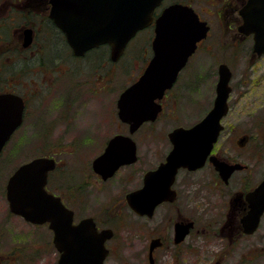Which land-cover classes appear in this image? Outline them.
<instances>
[{
    "label": "flooded vegetation",
    "instance_id": "obj_1",
    "mask_svg": "<svg viewBox=\"0 0 264 264\" xmlns=\"http://www.w3.org/2000/svg\"><path fill=\"white\" fill-rule=\"evenodd\" d=\"M248 1L162 0L153 11V20L149 23L152 25L141 30L129 42L124 53L126 54L128 47L137 36L150 32L148 47L150 50L146 51L145 65L137 74V78L135 77L129 83L128 86H130L144 73L153 57L155 24L167 7L174 3H181L192 8L199 20L210 26L207 37L197 43L195 52L179 71L173 86L165 91L161 99H158L162 110L157 118L144 122L140 129L147 123H155L161 117L168 103H172L170 94L185 79L209 74L208 57L211 45L232 47L229 50L232 60L220 62L216 70L217 80L212 106L199 120L201 121L214 107L217 84L220 80L219 67L221 64H226L232 72L227 112L221 119L222 128L218 138L201 167L197 169L180 167L175 175L169 170H160L154 176L150 175L167 162V157L173 148V142L169 136L173 129L168 132L167 140L164 137L161 138L165 148L156 151L151 159L150 154L140 153L138 140L133 136L139 129L131 133L130 125L119 117L117 125L121 129L108 135L104 134L105 136L102 137L98 135L97 138H101L100 142L104 139L100 150L93 152L85 162L82 164L80 162V165L76 166L83 167L81 172L84 173L81 177H78L79 175L75 177L76 179L78 177V182L75 181L73 186L67 188L64 184L54 185L51 175L55 171L62 170L60 168L64 165L56 156L49 155L56 159V166L48 174L47 190L59 196L63 203L74 212L75 223H79L86 217L93 218L97 231L104 233L103 236H105L102 241V252L105 253L104 264H256L259 254L264 256V237L258 239V236L264 232V208L259 214L255 228L247 222L254 202L249 195L264 181V176L257 180L252 158L256 156L255 163L257 161L264 163V150L250 149L237 153L236 150H225L221 147L235 131V127L227 126L225 118L231 109L237 108L249 91H239V94L235 96L238 87L252 85L255 82L259 84V87L264 85V70L251 68L238 78L235 77L230 62H238L245 55L246 50L252 63L264 57V53L259 55L255 51V32L247 34L241 29L245 23L241 11ZM64 2L65 0H61V7L65 6ZM52 6L51 0H0V95H17L24 102L22 120L0 151V193L4 187L8 203V219L14 216L23 218L10 210L7 185L16 169L27 162H22L13 169L16 154L22 146L16 149L17 136L21 134L23 146H28L30 109L38 104L35 99H39L40 105L46 98L53 97L51 100L53 103L62 100L64 107L75 108L77 94L72 97L71 92H77V88L81 87L82 83L89 86L82 79L85 76L82 64L90 68L87 70L90 75L93 70H96V57H100L105 47L110 52L108 58L112 59L109 44L91 48L83 55L76 54L68 41L66 32L50 16ZM67 15L71 17L72 12ZM211 24H224L222 32L225 33V39L220 43L215 37H211L213 29ZM245 45H247L246 48ZM50 47L54 49L53 53H48ZM257 72H263V74L255 75ZM67 76L69 77L63 78ZM52 81L55 84L51 93L48 84ZM128 86H125L121 93ZM57 87L62 90L61 97L55 96L56 93L53 95ZM258 102L259 104L255 105L256 109L263 107V110L260 113L252 112L249 117L253 118V125L255 123L264 125V96L260 97ZM99 124L102 126L101 122H91L88 127L82 125V129L85 130L82 136L87 141L85 144H92V140L95 139L91 136L87 137V133L91 134L87 129L92 125V129L96 130ZM3 125L4 123L0 124V130L6 128ZM227 127L229 135L226 134ZM262 130L264 131V127ZM93 134L98 133L94 131ZM117 135L132 137L137 147L136 160L121 164L108 175H104L101 170L107 172L105 169L111 164L112 159L106 158L96 166L94 163ZM241 139L249 141L250 134L244 133ZM81 151L79 147L77 152ZM217 163L223 164L225 171L231 166L236 168L229 170L228 172L231 171V173L227 176L225 171L221 172ZM136 193H139L137 202L144 205L150 204L153 199L159 200L152 212H138L131 206ZM25 221L35 226L48 227L51 239L48 240L47 245L56 249L54 232L50 229L49 223L34 224ZM57 252L59 259L62 251L57 250ZM9 259L10 255L6 259V256L0 254V264H6Z\"/></svg>",
    "mask_w": 264,
    "mask_h": 264
},
{
    "label": "water",
    "instance_id": "obj_2",
    "mask_svg": "<svg viewBox=\"0 0 264 264\" xmlns=\"http://www.w3.org/2000/svg\"><path fill=\"white\" fill-rule=\"evenodd\" d=\"M50 16L66 32L68 41L78 55L101 44H110L111 58L116 61L124 53L128 42L138 31L150 25L152 13L161 0H51ZM72 12L71 17L68 16ZM244 25L241 29L249 34L255 32V51L264 53V0H249L241 11ZM209 25L199 20L195 11L181 4L164 10L157 20L153 40L154 56L142 76L128 87L118 100V115L130 125L134 133L148 120H155L162 107L156 102L171 87L179 71L195 51L197 42L207 36ZM220 80L214 107L197 124L190 128L177 127L169 133L173 148L160 170H169L173 175L180 167L197 169L210 154L222 128L221 119L227 112V100L231 90V70L226 64L219 67ZM23 100L13 94L0 95V150L12 131L22 120ZM8 121H7V120ZM136 143L130 136L117 135L105 152L95 160V166L106 158L111 164L101 170L108 175L121 164L136 160ZM56 160L52 157H36L21 165L10 177L7 199L11 211L26 220L43 224L49 222L54 231V244L62 251L56 264H103L104 233L97 231L92 218L74 223V213L61 198L46 189L48 172ZM221 169L224 165L217 163ZM236 167H229L233 170ZM226 170V174L231 173ZM100 171V170H99ZM131 201L138 212H152L159 200L150 204L139 202V193ZM254 199L248 216V224L255 228L259 214L264 208V181L251 192ZM97 240V242H95Z\"/></svg>",
    "mask_w": 264,
    "mask_h": 264
},
{
    "label": "rangeland",
    "instance_id": "obj_3",
    "mask_svg": "<svg viewBox=\"0 0 264 264\" xmlns=\"http://www.w3.org/2000/svg\"><path fill=\"white\" fill-rule=\"evenodd\" d=\"M223 25L211 24L213 28L211 37H215L218 43L225 39V33L222 32ZM150 36V32L148 34L146 32L141 33L140 36H137L130 47H128L126 54L117 62H113L112 59L108 58L110 52L105 47V51H101L100 57H96V70H93L90 75L87 73L90 68L82 64L85 75L82 79L89 86L87 87L85 83H82V86L77 88L78 93L71 92L72 97L77 94L75 108L64 107L62 100L53 103L51 101L53 97L51 99L46 98L40 105L39 99H35L38 104L30 109L31 125L28 146H23L24 142L21 134L18 135L15 147L17 149L22 146L16 154V162L13 169L20 163L28 161L35 156L54 155L64 165L63 168H60L62 170L55 171L51 175L55 182L54 185L60 186V184H64L69 188V186H73L78 182V177H81L84 172H81L83 167L76 166L80 165V162L81 164L85 162L93 152H98L104 144V139L100 142L101 138H97V136L100 135L102 137L104 134L108 135L121 129L117 125L119 119L117 115V100L123 88L128 86L137 74L142 71L141 68L146 62V51L150 50L148 48ZM246 47L247 45H245ZM231 48L211 45L210 56L208 57L209 74L203 77L193 76V78L185 79L170 94L172 103H168L161 117L155 123L145 124L138 132L133 134L138 140L139 150L142 155L150 154L152 159L156 151L165 148L161 138L164 137L167 140V134L170 130L177 126H191L199 121L211 108L215 97L216 70L220 62L232 60L229 55ZM53 52L54 49L50 47L48 53ZM244 54L238 62L230 61L235 77L239 78L242 73H247L251 68H254L253 70H264V57L252 63L247 50L244 51ZM259 73L257 72L255 75ZM260 74H263V72ZM54 84L55 82L53 81L48 84L51 93ZM245 90L249 91L244 99L237 105V108L231 109L225 118L227 126L235 127V131L231 132L232 135L221 146L225 150H236L237 153L250 149L264 150V131L262 130L264 125L260 123L253 125V118L249 117L250 113H260L263 110V107L256 109L255 105H258V99L264 96V85L259 87V84L255 82L245 87L240 86L235 96L239 94V91L243 92ZM55 93V96L61 97L62 90L57 87L53 95ZM60 116L63 117L61 118ZM233 118L234 122H232ZM91 122H101L102 126L99 124L94 130L92 129L93 126L90 125L87 130L91 134H85L87 137L91 136L95 139L92 140V144H85L87 141L82 136L85 131L82 129V125L88 127ZM119 123L121 122L119 121ZM228 127L226 129L227 135H229ZM94 131L98 134H93ZM244 133L250 134L249 141L241 139ZM79 136H81L80 139ZM79 147L82 150L81 152H77ZM255 159L256 156L252 158V164L257 174V180H259L264 176V163L259 161L255 163ZM77 175L79 176L76 179ZM7 209L8 203L5 196V188L3 187L0 193V254L6 256V259L10 255V259L6 264H54L58 259V252L52 246L49 245L48 247L47 245L48 240L51 239V232L48 227L35 226L17 216L8 219ZM262 237H264V232L258 236V239ZM256 264H264V256L262 257L259 254Z\"/></svg>",
    "mask_w": 264,
    "mask_h": 264
}]
</instances>
